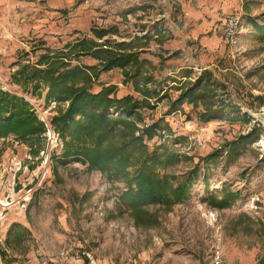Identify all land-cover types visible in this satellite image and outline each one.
<instances>
[{"label": "rangeland", "instance_id": "1", "mask_svg": "<svg viewBox=\"0 0 264 264\" xmlns=\"http://www.w3.org/2000/svg\"><path fill=\"white\" fill-rule=\"evenodd\" d=\"M233 15L242 29L230 40L225 21ZM98 29L115 34L98 40ZM84 39L140 40V57L151 63L161 95L142 111L139 128L162 121L171 129L148 144L179 156L178 164L161 169L176 184L200 169L191 200L149 208L157 217L150 228L137 227L120 206L123 184L79 162L62 164L64 143L53 118L69 102L24 92L12 81L18 63L35 64L46 49L67 50ZM76 63L98 64L90 55ZM205 72L241 114L201 122L202 104L178 101L175 81L196 82ZM124 81L121 70L103 73L93 92L115 85L118 98L139 97ZM0 87L29 102L45 133L49 125L57 139L44 133L37 157L13 137L0 140V264H59L63 251L73 257L69 264H257L264 258V0H0ZM241 136L250 138L229 162L230 144ZM223 189L240 198L227 209L211 206L208 193L221 197Z\"/></svg>", "mask_w": 264, "mask_h": 264}, {"label": "trees", "instance_id": "2", "mask_svg": "<svg viewBox=\"0 0 264 264\" xmlns=\"http://www.w3.org/2000/svg\"><path fill=\"white\" fill-rule=\"evenodd\" d=\"M115 31H117L115 29ZM98 40H103L114 30L98 29ZM139 39L126 43L79 40L67 50L54 52L46 49L37 63H18L12 81L24 92L42 97L46 92L47 100L69 102V107L53 118V126L63 139L61 162L68 165L71 161L87 165L89 171L102 173L111 183L124 185L120 206L129 212L137 227L150 228L157 221L156 215L149 212L151 206L173 207L192 198L191 189L198 179L199 167L182 177L177 184L174 179L162 174L165 169L179 163V156L169 149H151L148 142L160 132H171L164 128L162 121L140 129L142 111L153 109V100H160L159 89L151 72L149 61L141 59ZM137 45V46H136ZM90 55L98 64L89 66L76 63L80 56ZM121 70L124 84H131L135 96L118 98L117 86L102 87L94 93V86L103 73ZM191 72L185 77L191 80ZM179 84V102L198 108L201 122L223 119L229 113L241 114L237 105L221 99L213 82V74L205 72L196 82ZM153 86V87H150ZM256 97L255 100H259ZM233 105V107H232ZM115 112L122 116L115 117ZM173 108V112L176 111ZM228 110H231L228 112ZM45 126L39 120L32 106L21 96L5 91L0 87V140L13 137L15 141L30 147L34 157L45 148ZM241 136L230 144L227 160L234 161L245 149ZM223 156L221 150L216 152ZM211 206L218 209L230 208L240 198L239 193L227 189L221 197L208 193ZM257 264H264V258Z\"/></svg>", "mask_w": 264, "mask_h": 264}, {"label": "built area", "instance_id": "3", "mask_svg": "<svg viewBox=\"0 0 264 264\" xmlns=\"http://www.w3.org/2000/svg\"><path fill=\"white\" fill-rule=\"evenodd\" d=\"M225 22H226L225 23L226 37L230 40H233L240 33L242 29V19L240 16L233 15L231 17H228ZM46 128H47L45 133L46 137L48 135V137L52 139L54 135L53 140L57 143L56 136L53 132L54 130L52 131L51 126L49 125H46ZM72 258L73 257L71 256V254L67 253L66 251H63L59 255V264H69ZM74 258H76V255L74 256ZM36 264H51V263L48 260L42 259V261H39Z\"/></svg>", "mask_w": 264, "mask_h": 264}, {"label": "crops", "instance_id": "4", "mask_svg": "<svg viewBox=\"0 0 264 264\" xmlns=\"http://www.w3.org/2000/svg\"><path fill=\"white\" fill-rule=\"evenodd\" d=\"M177 112H173V114L172 115H174V114H176Z\"/></svg>", "mask_w": 264, "mask_h": 264}]
</instances>
